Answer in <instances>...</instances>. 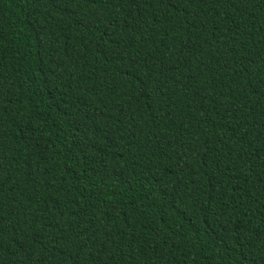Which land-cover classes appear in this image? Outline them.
<instances>
[{
  "label": "trees",
  "instance_id": "1",
  "mask_svg": "<svg viewBox=\"0 0 264 264\" xmlns=\"http://www.w3.org/2000/svg\"><path fill=\"white\" fill-rule=\"evenodd\" d=\"M0 264H264V0H0Z\"/></svg>",
  "mask_w": 264,
  "mask_h": 264
}]
</instances>
